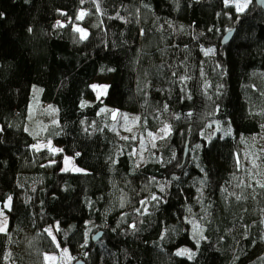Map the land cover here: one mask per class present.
I'll return each mask as SVG.
<instances>
[{
    "label": "trees",
    "instance_id": "obj_1",
    "mask_svg": "<svg viewBox=\"0 0 264 264\" xmlns=\"http://www.w3.org/2000/svg\"><path fill=\"white\" fill-rule=\"evenodd\" d=\"M92 83L107 84L103 97ZM34 86L55 113L40 137ZM261 125L254 0L243 12L224 0H0V203L13 201L0 264H45L57 249L45 229L69 264H264ZM63 155L84 172L63 170Z\"/></svg>",
    "mask_w": 264,
    "mask_h": 264
},
{
    "label": "rangeland",
    "instance_id": "obj_2",
    "mask_svg": "<svg viewBox=\"0 0 264 264\" xmlns=\"http://www.w3.org/2000/svg\"><path fill=\"white\" fill-rule=\"evenodd\" d=\"M244 2H245V0H231L230 5H233L235 7L236 3H244ZM250 2H251V0H250ZM250 2H248L247 6L249 5ZM93 85L107 86V84H95V83H92V85H91V88H92V90H93V92L95 94V99H98L97 98V94L98 93H102L99 98L103 97L105 95L106 91H107V88H106V90L103 87H98V88L94 89L92 87ZM41 93H42V88L41 87H39V86H34L33 87V90H32V103L30 104L31 105V107H30V115L31 116L30 117H32V118L34 117V118L29 122V125H28V128L30 129V131H32L35 135L37 134L39 137L42 136V132H43L44 124H45V122H44V124H42L43 123L42 120H41V119H43L42 117H44L46 121H50L53 118L54 114H55L54 110L51 108L50 105H48V104H42L41 105L40 104ZM113 112L117 113V111H113ZM166 125H168V124H166ZM164 127H165V125L163 127H161L159 130H157L156 132L153 133V136L155 137V139H153V136L151 137L153 142H157L158 140L162 139L161 137H165V134L163 132H161V129L164 128ZM36 146H39L38 148H44V149H47L49 151H52L51 149H57L58 151H56L54 153H60L62 151L51 140H40L36 144ZM65 157L69 158V162L67 164L65 163ZM62 162H63V164H62V169L63 170L65 168H67L68 169L67 171H71V172H84V169L79 167L74 162L73 158L70 155H63L62 156ZM77 168L81 169L82 171H76L75 169H77ZM150 200L144 201V203L142 205V208H143L144 211L147 210ZM12 202L13 201H12V198H11V206H10V208H5L4 207V205L8 203V199H6L5 202L0 203V209L3 210L4 216H6V217H7V214H6L5 210L11 209ZM58 215H61V214L58 213ZM0 219H2V217H0ZM7 219H8V217H7ZM53 236H54V233L52 232V235L50 237L52 238ZM53 242H54V244H55L57 249L53 250L51 252L44 253V257H45V255H49V256H55V257H57V259L55 261H46L45 258H44L45 264H69L70 260H69L68 254L64 255V249H62L60 247H57L56 241L53 240Z\"/></svg>",
    "mask_w": 264,
    "mask_h": 264
},
{
    "label": "snow or ice",
    "instance_id": "obj_3",
    "mask_svg": "<svg viewBox=\"0 0 264 264\" xmlns=\"http://www.w3.org/2000/svg\"><path fill=\"white\" fill-rule=\"evenodd\" d=\"M248 2H250V0H245L244 3H236L235 4V8H236V11L237 12H243L245 10V8H247V4ZM224 3L226 6H228L230 3H231V0H224ZM97 9L99 10V5H97ZM86 15H88V13L84 12V11H81L79 13V15L76 17L77 20H82ZM58 23V26H61L63 27L64 25L63 24H60V22H57ZM74 31L80 33V38L83 40V39H86L87 36H88V33L85 29L79 27V26H76L74 28ZM213 50L212 49H208L205 51V55H208L210 52H212ZM175 75V74H173ZM183 79H187L186 77L185 78H182ZM94 89L98 88V87H103L105 90L107 88V86H97V85H93L92 86ZM102 93H98L97 94V98L99 99L100 95ZM167 110V105H165V111ZM103 111V110H102ZM189 115H191V113H189ZM117 118V113L116 112H112V119L115 120ZM179 118V117H177ZM122 119L127 123V121L129 120V117L127 114H123L122 115ZM136 121H139V117H135L134 118V122ZM211 126V125H210ZM261 127H264V125H261ZM126 131L128 132H131L132 131V128L131 127H126L125 128ZM171 131V127L170 125H165L164 128L161 129V132H163L165 134V137L170 133ZM149 136H153L152 133H148ZM161 138H164V137H161ZM122 139L124 140H128L129 137L125 136V137H122ZM132 139H135V137L133 136ZM153 139H155V137L153 136ZM50 146V145H49ZM34 147H39V146H34ZM153 147H155V145H153ZM199 147V145L197 146ZM53 152H56L58 151L57 149H51ZM79 155V154H77ZM257 159H259V157H257ZM69 162V158L65 157V163L67 164ZM237 165L238 167L240 166V160H239V156H237ZM252 165L253 167H257L256 163H255V160L252 161ZM64 170H68L67 168H65ZM76 171H82L81 169H75ZM257 185L260 187V188H264V183L260 182V181H256ZM249 187H251V185H249ZM241 197L237 196L236 199L239 200ZM153 200L157 199V197L153 196L152 197ZM141 203L143 204L144 201H141ZM11 206V197L8 198V203L4 205L5 208H10ZM0 217H2V219H0V233H6L7 230H8V219L6 216H4V213H3V210L0 209ZM132 227H135V225H132ZM196 228V230L200 233L201 235V238H203L202 236V230H200L199 228V225H195L194 226ZM46 232H48V234L51 236L52 235V232H51V229H45ZM52 239L55 241V237L53 236ZM57 247H59V245L57 244ZM185 252L182 250L180 252L177 253V255H184ZM64 255H67V249H64ZM45 260L46 261H55L57 259V257L55 256H49V255H45ZM69 259H72V257H69Z\"/></svg>",
    "mask_w": 264,
    "mask_h": 264
},
{
    "label": "water",
    "instance_id": "obj_4",
    "mask_svg": "<svg viewBox=\"0 0 264 264\" xmlns=\"http://www.w3.org/2000/svg\"><path fill=\"white\" fill-rule=\"evenodd\" d=\"M254 2L257 6L261 7L262 10L264 11V0H254ZM234 31H235V29H231L223 35V37L221 38V44L222 45H226L230 42V40L232 39V37L234 35ZM186 152H187V146H185V148H184V155H183L184 157L186 155ZM102 236H103V232L99 231L92 236V241L95 242V241L99 240ZM72 264H86V263L83 259L78 258V259L74 260L72 262Z\"/></svg>",
    "mask_w": 264,
    "mask_h": 264
}]
</instances>
